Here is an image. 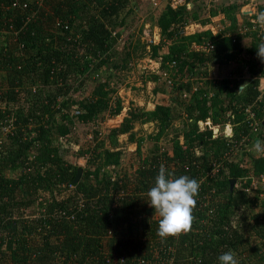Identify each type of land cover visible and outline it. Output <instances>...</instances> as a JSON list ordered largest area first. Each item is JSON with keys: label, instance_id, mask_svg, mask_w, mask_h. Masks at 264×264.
<instances>
[{"label": "trees", "instance_id": "1", "mask_svg": "<svg viewBox=\"0 0 264 264\" xmlns=\"http://www.w3.org/2000/svg\"><path fill=\"white\" fill-rule=\"evenodd\" d=\"M128 1L0 0V264H219L229 250L238 264H264V153L253 156L250 150L264 141V96L254 104L256 79L239 92L229 78L206 80L205 72L207 61L236 60L244 50L241 67L257 53L261 41L255 34L247 48L242 36L232 35L244 0L220 6L230 23L228 36L184 34L187 23L200 21V9L188 8L189 0L167 4L155 22L161 41L148 50L155 58L170 41L160 66L167 83L155 90L168 101L151 110L132 108L109 130L112 148L104 147L101 131L84 139L88 147L79 155L89 154L88 166L66 160L75 107L84 125H99L105 112L114 117L121 111L117 96L110 104L115 89L109 76L128 67L130 50L120 61V46L138 48L139 39L119 40L132 13ZM56 19L66 28L54 26ZM206 40L215 44L207 57L188 50ZM88 81L97 82L87 94ZM249 107L257 119L246 113ZM207 118L219 127L217 136L209 126L201 129L199 121ZM135 121L157 126L147 136L152 145L145 156L146 138L132 131ZM226 124L231 136L223 133ZM125 133L137 141L133 172L122 165V151L113 149ZM163 137L172 153L159 142ZM161 165L200 185L191 232L165 241L156 234L159 217L147 202ZM79 167L81 177L73 183Z\"/></svg>", "mask_w": 264, "mask_h": 264}, {"label": "rangeland", "instance_id": "2", "mask_svg": "<svg viewBox=\"0 0 264 264\" xmlns=\"http://www.w3.org/2000/svg\"><path fill=\"white\" fill-rule=\"evenodd\" d=\"M185 1V0H183ZM229 1V0H227ZM134 2V3H132ZM157 2V3H156ZM170 2V0H129L127 2L126 9L131 10L129 17L127 18L126 29L122 28V36L123 40L130 37L132 42H136L139 39L138 48L134 49L132 46L124 48V51H121L122 46H120L117 50H119L118 60L123 61L124 58H127L126 51L130 50V56L128 58L129 63L127 68H121L116 71L114 75L109 76V88H114L115 93L111 94V106H114L112 103L115 101V96H117L121 101V111L118 115L111 117L108 112H105L104 118L100 121L99 125H91L89 123L85 124L83 122H79L77 127L71 128V134H69L67 139L66 147L69 152L65 153V158L71 163L76 164L77 166L85 167L88 166V153H83L79 155L80 149L86 150L88 147L89 138L91 135H94L95 131H101V138L105 141L104 147L112 148L110 146V142L108 140V133L111 128L117 127L123 121L124 117L128 116V112L132 108H143L145 110L154 109L157 106L162 104H166L167 96L166 94H162L161 96L155 90H162L165 88L164 75L160 73L161 59L164 54L168 52V45L170 41H165L161 45V48L157 52V57L152 58L151 51H149L146 39L143 38L142 28H144V24L149 23L148 25L151 28V38L152 34L159 31V42L161 41V31L155 25V22L159 15L161 14L166 6ZM156 3V4H155ZM229 4V2H227ZM203 11L199 13L200 21L203 22L206 20V7ZM135 13V15H134ZM132 14V16H131ZM194 23V22H191ZM198 24V23H197ZM199 27H196V24L189 27L188 32H198ZM264 41V40H263ZM158 42V43H159ZM129 43V42H128ZM143 43L146 44V47L143 49ZM195 48L194 43L190 44L188 47L189 51H193ZM142 52L141 56L138 55ZM203 53V56L206 57L205 51H199ZM138 56V57H137ZM170 69V68H169ZM171 71V72H170ZM175 69H170L169 72L173 75ZM108 72H106L107 75ZM105 73L101 72V77L104 76ZM157 76L155 79L154 77ZM108 77V76H107ZM104 78V77H103ZM97 79V78H96ZM95 79V80H96ZM97 81H94V84ZM93 82H89L87 84L86 93L88 94L94 87ZM114 98V99H113ZM176 126L179 125V120L174 123ZM201 129L205 128V123H199ZM219 128V127H218ZM157 126L155 122H146L141 123L140 121H135L133 123L132 131L136 133V137H145L141 146V154L145 156L152 145V139L147 137L149 134H154L156 132ZM230 128L228 127L225 132L227 134L230 133ZM74 131V132H73ZM86 134V135H85ZM128 134H120L118 136V145L113 149H118L122 151V165L129 166L131 168V172H133L135 167H138V157L139 153L136 152L137 141H129ZM90 136V137H89ZM55 138H57L55 136ZM77 139V140H76ZM84 139H86L84 141ZM92 139V138H91ZM56 140V139H55ZM80 142V143H79ZM162 145H164V149L169 148L170 153H172L171 147H169V143L167 137H163L159 141ZM264 143V141L262 142ZM251 153L253 156H257L261 153H258L252 147ZM263 154V153H262ZM240 159L239 155L235 158V161ZM262 196V195H261ZM255 211V210H254Z\"/></svg>", "mask_w": 264, "mask_h": 264}, {"label": "clouds", "instance_id": "3", "mask_svg": "<svg viewBox=\"0 0 264 264\" xmlns=\"http://www.w3.org/2000/svg\"><path fill=\"white\" fill-rule=\"evenodd\" d=\"M257 22L264 27V12L258 14ZM257 56L264 61V43L257 47ZM245 86L241 84L239 92H243ZM253 148L258 153H264V143L260 140L254 142ZM199 187L196 179L187 175L175 178L163 165L160 166L154 186L147 192V202L159 217L156 234L162 241L191 232ZM218 260L219 264H238L231 250L222 253Z\"/></svg>", "mask_w": 264, "mask_h": 264}, {"label": "crops", "instance_id": "4", "mask_svg": "<svg viewBox=\"0 0 264 264\" xmlns=\"http://www.w3.org/2000/svg\"><path fill=\"white\" fill-rule=\"evenodd\" d=\"M135 1V0H134ZM229 3H233V2H241L240 0H189V7H193L195 6V9H200L199 13H201L203 11L204 13V8L206 7V20L204 23H202L201 21H191L194 22L193 24H200L199 28H198V32L201 31H207V27L208 25L214 21V23L220 27V31L221 33L219 35H225V34H230V33H225L226 31H228L230 28V23L228 21V19L225 17V13L220 9L222 6L228 4ZM134 3V2H132ZM221 6V7H220ZM257 8H254L255 10H258L260 12V8L264 10V0H257ZM244 7L242 6V4L240 5L238 11H236L235 16H236V20H237V28L235 29V31H233L231 34L235 35V36H242L241 39V44L242 46L246 47L250 44V42L253 40L254 33L251 30H245V27H247L250 23H249V18H250V11H245L243 10ZM216 11V13L214 15H212V12ZM135 15V13H134ZM189 24V23H188ZM158 27V26H157ZM159 28V27H158ZM160 30V28H159ZM183 33L184 34H191L194 32H188V29H183ZM258 37V36H256ZM259 40L261 41V43H264V38L263 40L258 37ZM209 52H206V57L208 55ZM246 55V52L243 50L241 52L238 53V56L236 58V60L234 59H227L225 63H221L216 61V59L212 60V61H207L206 62V80H212V81H220L223 78H229L233 83H235L238 86V90H240V85L241 84H246V86L251 83V81L253 80V76L255 73V60H258L259 57L257 56V53L254 55H252L251 58V64L250 65H244L240 67V58L242 56ZM248 56V55H246ZM238 62V63H236ZM241 72V73H240ZM205 76H203V74H199L198 76V80L199 82L203 81ZM200 82V83H201ZM245 86V88H246ZM230 129L232 128L231 125Z\"/></svg>", "mask_w": 264, "mask_h": 264}, {"label": "built area", "instance_id": "5", "mask_svg": "<svg viewBox=\"0 0 264 264\" xmlns=\"http://www.w3.org/2000/svg\"><path fill=\"white\" fill-rule=\"evenodd\" d=\"M184 1L183 0H170V2H168L169 5L171 6H176L177 4H181L183 3ZM17 3V2H15ZM157 3V2H156ZM155 3V4H156ZM25 5V4H24ZM187 7H189V3L187 2L186 3ZM242 6L244 7L243 10L245 11H250V18H249V25L247 27H245V30H251L256 36L260 37L261 35L264 34V27H262L258 22H257V17H258V14L260 13L258 10H255L254 8H257V0H244V3L242 4ZM149 23L147 24H144V28H142V35H143V38H145L146 40V44L149 48L150 45H153V44H157L159 42V31L152 34V38H151V28L150 26L148 25ZM63 25V22H61L60 20H55L54 21V26H61ZM192 25H194L193 23L189 22V24L187 23L183 29H189V27H191ZM200 24H197L196 23V27H199ZM64 28H66V25L64 24L63 25ZM207 30H209L213 35H216V34H220L221 31H220V27L217 26L214 21H212L208 27H207ZM113 34H115L114 31H112ZM228 35H231V34H226V35H222V36H228ZM158 38H157V37ZM234 36V35H233ZM123 39V36L121 35L120 39L119 40H122ZM233 41H235V38H233ZM195 45V48L194 50L195 51H205V52H210L212 49L215 48V44L210 41V40H206L205 43L203 44H196L194 43ZM255 73H254V76H253V80L256 79L258 81V85H257V90L259 91V94L257 95V97L253 100L254 104H257V103H260L262 102L263 100V96H264V61H262L260 58L258 60H255ZM163 75L166 77L167 76V72L164 71ZM168 83L171 84V80H168ZM80 110L77 109V107H75L73 109V111L70 112L69 116L74 120L73 121V124H72V128H74V131H76V127H77V124H79V121L78 120V114H79ZM246 113L252 117L253 119H257L255 117V113L253 112V110L251 109V107L249 108H246ZM205 123L206 126H209L210 128H212L213 130V135L214 136H217L219 134V128L218 126H211V121L209 118L206 119V121H199V123ZM94 123V122H93ZM92 125V124H91ZM230 124H226L224 126V130H223V133L226 135V136H231L232 135V128L230 130V133L227 134L225 132V130L230 126ZM205 126V127H206ZM205 129V128H204ZM5 131L7 130V128L4 129ZM73 131V132H74ZM71 134V132L69 133ZM68 134V135H69ZM90 137V136H89ZM130 172H131V169H130ZM261 178V181L260 183L263 185L264 184V173L261 174L260 176ZM254 188H256V185L257 183H254L253 184ZM122 260V258H121Z\"/></svg>", "mask_w": 264, "mask_h": 264}, {"label": "water", "instance_id": "6", "mask_svg": "<svg viewBox=\"0 0 264 264\" xmlns=\"http://www.w3.org/2000/svg\"><path fill=\"white\" fill-rule=\"evenodd\" d=\"M81 174H82V168L79 167V168L77 169V172H76L75 177H74V179H73V183H77V182L79 181V179H80V177H81ZM230 182H231L230 187H231V189H232V187H233V185H234V182H235V179H233V178L230 179Z\"/></svg>", "mask_w": 264, "mask_h": 264}]
</instances>
